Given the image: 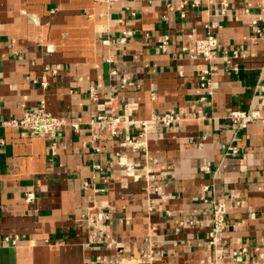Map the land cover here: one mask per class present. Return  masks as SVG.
I'll use <instances>...</instances> for the list:
<instances>
[{"label":"crops","instance_id":"0c3cea01","mask_svg":"<svg viewBox=\"0 0 264 264\" xmlns=\"http://www.w3.org/2000/svg\"><path fill=\"white\" fill-rule=\"evenodd\" d=\"M209 31L236 71L194 54ZM41 100L55 148L4 123ZM248 106L264 110V0H0V264H264V121L228 118Z\"/></svg>","mask_w":264,"mask_h":264},{"label":"built area","instance_id":"2783aa9c","mask_svg":"<svg viewBox=\"0 0 264 264\" xmlns=\"http://www.w3.org/2000/svg\"><path fill=\"white\" fill-rule=\"evenodd\" d=\"M130 34L129 31L124 32V36L120 38V42H124L125 36ZM166 40H164L160 47L165 48ZM192 49L196 56L207 60L210 62L212 59L222 56L225 62L228 64V68L236 71L239 67L238 59L243 55L236 49L230 52L223 50L220 53L218 49V40L213 31H209L204 37L194 39L192 42ZM186 48V47H184ZM55 71V70H54ZM209 68H203L199 74L200 86L211 93V80L209 76ZM33 81H36L34 79ZM40 84L44 87L46 86V81H41ZM94 93L93 89L91 90ZM177 115L172 112H165L163 114H153L151 120L160 121L164 125H169L171 121L176 120ZM228 118L233 122L236 128H245L249 123L257 120L264 121V110L256 108L254 106H248L245 109H232L228 113ZM118 118H114V121H118ZM106 121L103 115L97 116V124H101ZM149 120H136L133 123L137 126L147 128V123ZM4 123L11 127L25 128L30 134H44L50 138L51 147L55 148V140L61 134V125L64 123L61 117L51 114L45 107V102L40 101L37 108L33 110H23L22 115L19 118H13L5 120ZM133 138V137H132ZM132 138L130 144L132 143ZM128 174L135 176L136 178L142 177V174L136 170H132L128 167ZM207 188V186H205ZM32 194L27 193L25 195L26 200L32 199ZM208 201V200H206ZM210 208V229L208 231L209 243L215 244L216 239L219 238V234L223 232L226 227L225 222V211L226 205L221 200L211 199L209 202ZM243 250H245L243 248ZM235 253V252H234Z\"/></svg>","mask_w":264,"mask_h":264}]
</instances>
